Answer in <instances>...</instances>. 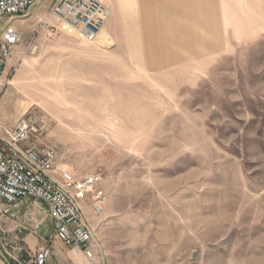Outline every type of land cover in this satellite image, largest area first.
Instances as JSON below:
<instances>
[{
	"label": "rangeland",
	"instance_id": "obj_1",
	"mask_svg": "<svg viewBox=\"0 0 264 264\" xmlns=\"http://www.w3.org/2000/svg\"><path fill=\"white\" fill-rule=\"evenodd\" d=\"M55 1L11 23L0 128L44 126L56 172L98 175L154 264H264V0H100L93 42L57 29ZM3 215L0 247L22 255Z\"/></svg>",
	"mask_w": 264,
	"mask_h": 264
},
{
	"label": "built area",
	"instance_id": "obj_2",
	"mask_svg": "<svg viewBox=\"0 0 264 264\" xmlns=\"http://www.w3.org/2000/svg\"><path fill=\"white\" fill-rule=\"evenodd\" d=\"M40 1L0 0V85L14 48L22 40L11 23L27 17ZM49 12L58 30L90 42L99 37L111 17V10L100 0H56ZM1 128L5 137L0 139V212L2 204L41 202L57 238L70 248H80L89 264H96L97 235L85 217L82 200L90 195L93 212L103 213L106 198L99 189L100 177L92 175L76 180L70 173L58 174L56 152L41 140L44 126L30 116L20 117L12 128ZM5 252L13 264H49L51 255L46 247L27 257Z\"/></svg>",
	"mask_w": 264,
	"mask_h": 264
},
{
	"label": "crops",
	"instance_id": "obj_3",
	"mask_svg": "<svg viewBox=\"0 0 264 264\" xmlns=\"http://www.w3.org/2000/svg\"><path fill=\"white\" fill-rule=\"evenodd\" d=\"M130 28L133 35L140 33L135 25L132 24ZM138 39L139 35L134 38ZM138 50L142 57L151 55L148 44ZM156 56L159 54H154ZM0 131L2 132L1 128ZM2 209L6 230L10 231V236L24 250L21 253L23 256L34 255L39 248L46 247L51 251L49 264H89L80 248H70L57 238L46 207L41 202L24 200L13 206L2 204ZM84 214L97 235L94 249L96 264H154V250L149 249V244L141 235L127 233L126 219L111 217L108 212L99 216L92 208L84 211ZM41 225H45L44 236L38 233ZM0 264H6L1 257Z\"/></svg>",
	"mask_w": 264,
	"mask_h": 264
},
{
	"label": "water",
	"instance_id": "obj_4",
	"mask_svg": "<svg viewBox=\"0 0 264 264\" xmlns=\"http://www.w3.org/2000/svg\"><path fill=\"white\" fill-rule=\"evenodd\" d=\"M44 228H45V225L39 226V228H38L39 235H41V236H44L45 235ZM0 257L4 260V262L6 264H12L11 261L8 259V257L3 252V250H2L1 247H0Z\"/></svg>",
	"mask_w": 264,
	"mask_h": 264
},
{
	"label": "bare ground",
	"instance_id": "obj_5",
	"mask_svg": "<svg viewBox=\"0 0 264 264\" xmlns=\"http://www.w3.org/2000/svg\"><path fill=\"white\" fill-rule=\"evenodd\" d=\"M102 34H104V33H102ZM105 36V35H104ZM43 95V94H42Z\"/></svg>",
	"mask_w": 264,
	"mask_h": 264
}]
</instances>
